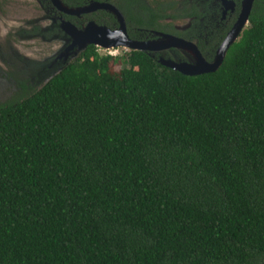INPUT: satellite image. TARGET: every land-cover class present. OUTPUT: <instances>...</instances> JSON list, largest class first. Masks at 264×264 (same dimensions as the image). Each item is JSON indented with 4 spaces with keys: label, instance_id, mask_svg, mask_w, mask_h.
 I'll return each instance as SVG.
<instances>
[{
    "label": "trees",
    "instance_id": "obj_1",
    "mask_svg": "<svg viewBox=\"0 0 264 264\" xmlns=\"http://www.w3.org/2000/svg\"><path fill=\"white\" fill-rule=\"evenodd\" d=\"M166 2L160 17L188 12ZM252 6L213 72L90 44L19 82L0 102V264H264V3ZM223 39L196 45L211 62Z\"/></svg>",
    "mask_w": 264,
    "mask_h": 264
},
{
    "label": "flooded vegetation",
    "instance_id": "obj_2",
    "mask_svg": "<svg viewBox=\"0 0 264 264\" xmlns=\"http://www.w3.org/2000/svg\"><path fill=\"white\" fill-rule=\"evenodd\" d=\"M25 1L38 5L43 14L26 20V22H36V24L19 26L17 33L21 38L28 39L31 36L39 35L44 39H64L66 41L65 46L67 47L71 43V38L62 29V21L70 22L77 29H83L87 24L92 22L98 26H105L110 31H115L119 28L120 22L114 12L109 8L112 6L120 12L123 18L125 33L129 39L134 41H152L157 39L159 34H169L194 43L199 52L200 48L196 45L197 39H201L203 48H206L215 38L222 34H224V38L227 36L239 17L243 2V0H176V7L186 9L188 12L179 18L173 19L170 16L160 17L164 13L162 11L163 7H166V4L163 3L168 0H88L86 4L75 7L69 6L70 1L73 3V0H60L62 5L68 8L82 7L91 2L105 3L108 6L107 8H95L79 14L63 11L54 0ZM261 1L264 3V0ZM15 4L14 1L9 3L7 1L3 4L2 0H0V11L4 6L5 12L12 13L15 10ZM192 4L198 8L197 10L200 13L198 17L191 14L193 10L191 9ZM251 10L249 11L248 17ZM43 20H47L49 24L43 26L38 25V22H43ZM180 21H184V26L178 28L177 22ZM248 24L249 21L247 18V22L240 31L239 36ZM171 31H174V33H171ZM187 38H193V40ZM66 47L63 52L47 63V69L44 66L45 72L42 69L40 70V68L39 70L34 68L36 70L35 73L38 75L36 82L41 79L46 81V78L51 75L50 72H56L58 68L75 59L83 51L75 52L76 47L71 51H67ZM148 54L154 58L156 57V59L162 56L175 61L194 62L193 58H191L192 55L188 51L173 47L157 52H148ZM35 67L37 68L38 66L36 65Z\"/></svg>",
    "mask_w": 264,
    "mask_h": 264
},
{
    "label": "rangeland",
    "instance_id": "obj_3",
    "mask_svg": "<svg viewBox=\"0 0 264 264\" xmlns=\"http://www.w3.org/2000/svg\"><path fill=\"white\" fill-rule=\"evenodd\" d=\"M7 1L8 3L14 1L16 4L12 13L5 12L4 6L0 11V102L19 93L21 91L19 82L24 78L29 79L31 83L39 84L41 81L36 82L38 80L36 70L40 68L45 72L44 69L48 68L47 63L63 52L66 47L64 39H44L39 35L31 36L28 39L19 37L17 33L19 26L36 24V22H26V20L41 15L43 12L35 3L25 0H2V3ZM48 24L47 20L38 22L40 26ZM183 26L184 21L177 22L178 28ZM127 51L129 50L124 47L109 49L98 47L100 54L118 57ZM120 67L121 64L118 63L111 65L113 71H118ZM50 74L52 75L53 72Z\"/></svg>",
    "mask_w": 264,
    "mask_h": 264
},
{
    "label": "water",
    "instance_id": "obj_4",
    "mask_svg": "<svg viewBox=\"0 0 264 264\" xmlns=\"http://www.w3.org/2000/svg\"><path fill=\"white\" fill-rule=\"evenodd\" d=\"M55 1L63 11L73 14L88 12L95 8L108 7L105 3L91 2L82 7L68 8L62 5L60 0H54V2ZM253 1L254 0H243L242 9L237 21L216 50L215 57L211 62H208L203 58L194 43L173 35L159 34V37L152 41H134L129 39L126 36L123 18L120 12L112 6L109 8L114 12L120 22L119 28L115 31H110L105 26H98L92 22L87 24L83 29H77L70 22L62 21L61 27L71 38V43L66 47L67 51H71L74 47H76L75 52L82 51L90 44L105 49L125 47L132 50H140L146 53L157 52L173 47L183 51H188L192 55L194 62L189 63L184 61H175L162 56H159L157 61L161 65L169 67L182 74L197 75L201 73L213 72L219 68L228 47L238 38L240 31L247 22L248 14Z\"/></svg>",
    "mask_w": 264,
    "mask_h": 264
}]
</instances>
